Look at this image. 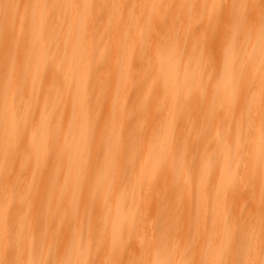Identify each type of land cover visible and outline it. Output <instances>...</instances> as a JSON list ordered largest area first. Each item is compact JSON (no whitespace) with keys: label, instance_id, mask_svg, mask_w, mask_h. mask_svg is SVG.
Instances as JSON below:
<instances>
[{"label":"bare ground","instance_id":"6f19581e","mask_svg":"<svg viewBox=\"0 0 264 264\" xmlns=\"http://www.w3.org/2000/svg\"><path fill=\"white\" fill-rule=\"evenodd\" d=\"M100 1L89 6L87 2L80 13V50L62 65L77 73L64 77L58 63L47 64L43 80H54L57 87L40 97L35 111L28 104L2 102L11 125L2 137L11 147L6 155L0 153V160H7L0 172V264H8L14 248L21 251L18 264L40 263L41 254L26 256L33 248L51 251L43 264H61L67 247L78 251L68 264L89 258L93 264H264V0H158L150 8L148 0H114L107 11H100ZM69 2V7L56 0L39 5L32 12L36 27L49 15L75 11L79 0ZM25 4L0 3V27H12L19 11L31 12H25ZM96 17L100 38L93 27ZM177 31L189 35L180 38L173 33ZM184 41L188 48H199L181 52ZM176 46L172 61L167 54ZM36 48L31 45L30 52ZM141 48L144 55L138 54ZM94 49L103 51L105 58L92 65L88 58ZM7 55L6 49L2 56ZM25 58L33 63L30 53ZM138 63H143L142 69L134 71ZM191 64L195 85L177 97L176 89L190 77L185 71L176 73L177 65ZM23 77L31 79L33 73ZM134 80L145 85H133ZM17 89L11 85L6 97ZM134 94L148 95L149 104L143 107V98L129 101ZM211 97L215 101L209 108ZM179 100L185 109L177 124ZM51 101L54 111L47 119L60 131L57 139L34 129L28 120ZM88 104L93 105L91 111ZM141 107L142 114L135 118L133 112ZM109 112L112 116L102 125H91ZM156 113L159 119L153 124ZM143 124L149 128L141 133ZM201 130L206 133L196 145ZM151 137L157 141L154 149L147 147ZM38 142L48 145L39 149L42 156L35 162ZM101 144L110 147L101 154L106 165L91 177L94 152ZM173 147L177 149L171 152ZM89 151L92 157L86 159ZM195 157L201 169L190 167ZM43 158L53 161L52 168H43ZM19 159H30L31 165L15 179L11 164ZM125 161L130 162L124 183L129 195L121 197L117 192ZM147 161L150 170L145 173ZM138 174L142 180L135 189ZM58 175L62 179L57 187L53 180ZM16 181L33 185L25 210L12 207L16 196L11 186ZM100 184L104 191L89 197V187ZM126 203L125 212L116 215L115 208ZM87 210L90 232L79 248ZM157 215L161 223L156 233ZM15 216L26 224L11 225ZM37 222L45 225L44 242H32ZM162 233H167L164 246L158 245ZM94 241L98 247L92 250Z\"/></svg>","mask_w":264,"mask_h":264},{"label":"rangeland","instance_id":"374dc122","mask_svg":"<svg viewBox=\"0 0 264 264\" xmlns=\"http://www.w3.org/2000/svg\"><path fill=\"white\" fill-rule=\"evenodd\" d=\"M22 1H26L27 3L25 4V6H27V8H25V12L30 11V10L32 11L29 13H20L19 11L14 16L15 21L13 22L12 27L10 28L0 27V153L3 155H6V152L10 149L11 145H10L9 140L2 137V134H4V132L8 130L11 127V125L9 123H6V117L8 113L5 107L6 105L3 106L2 102L10 103L13 106H20V105L28 104V107H30V109L35 111L38 108H40V105H39L40 97L44 95V93H47L48 91H49L48 93L55 91L57 87V84L56 82H54V80H49V81L43 80L44 75L47 70L46 69L47 64H52L54 62L58 63L60 65L61 72L64 77H67V75L72 72L77 73L76 69L66 68V67L64 68L62 65L65 62H67L69 58H73L77 50H80L81 44L80 42L76 41V36L79 37L82 32V29H81L82 27L80 26V21H79L80 13L86 10V7H88L90 3L91 4L93 3V0H79V2L75 4V8H76L75 11L69 10L66 13H63L57 16L49 15L44 19L43 25H41V27H36L35 13H32V12H35L33 10H35L39 5L46 4L49 0H17L18 3H21ZM56 1L64 2L67 5V7L70 6L69 0H56ZM157 1L158 0H148L149 2L148 8L152 7ZM87 2H88V6H86ZM126 2L128 4L129 0H127ZM0 3L4 4L6 3V0H1ZM113 3H114V0L100 1V7H102L100 11L109 10L112 7ZM99 20H100V17H96L94 19L93 27L95 28L94 31L97 37L100 38L101 32L98 27ZM76 22H78L79 24L72 31L70 27L72 23H76ZM65 29L67 31H65ZM69 29H70V32L68 31ZM165 29H166V26L161 25V30L165 31ZM173 33L174 35L180 38H187L189 35L187 31L186 32L177 31ZM73 37L75 39L71 40V38ZM8 42L13 43V46L10 49L7 46ZM31 45H34L35 48L37 45V48L35 49L36 51L34 53L30 52ZM197 48H199V46H196V45H191L188 48L187 42L184 41L179 46V51L187 52L189 50H194ZM6 49L8 50V55L7 57H3L2 52ZM177 49H178V46L172 49V52L167 54V58L173 61L175 54L177 52ZM143 50L141 48L138 54L144 55ZM26 53H30L31 58H33V63L27 62L25 58ZM104 58L105 56H104L103 51L99 49H94L91 52L90 57L88 59L93 65L95 61H103ZM171 60L168 62V64L171 63ZM34 61H35V65H34ZM36 62H37V65H36ZM142 65L143 63H138L134 65V71L136 70V67L139 68V70H141ZM182 71H185L187 74L190 75V77L181 83L180 85L181 87L179 89L178 88L176 89L177 97L183 91L189 88H192L195 85V80L193 76L196 70L194 68V64H191L189 66L177 65L176 73H180ZM31 72L33 73V78L26 79L23 77L26 74L31 73ZM133 83H135L133 85H137V86L145 85V82L143 81L136 83V80H134ZM11 85L17 86L18 89L9 98V97H6L5 92ZM128 99L129 101L133 100V102L142 100L143 107L149 104L148 95L134 94V95H130ZM128 99H125L126 104H128ZM210 100L211 101L209 102V105H208L209 108L213 106L215 97H211ZM142 101H141V106H142ZM54 106H55L54 101L45 103L43 106H41L42 113L39 115L33 114L28 120L31 122V126L35 127V128L33 127L34 129L44 132L45 136H51L57 139L58 136L60 135V131L57 128L50 126L48 123V119H47V116L54 111ZM92 108H93V105L88 104L89 111H91ZM205 108H206V105H205ZM175 109L177 111L176 121L178 124L179 120L183 121L182 117L184 115V109H185V107L182 106L180 100L178 101L177 108ZM10 112L12 113V111ZM109 113L111 114L113 112H109ZM110 114L106 118L102 116L97 118L95 121L91 123V125L92 126L94 125L95 127H99L100 125L103 124V122L106 119L112 116V114L111 115ZM139 114H142V107L140 110L137 109L133 112V115L135 118ZM158 114L159 113H156L154 115L153 124H155L158 121L159 119ZM148 128H149L148 124H143L140 129L141 133L147 131ZM21 129H22V132L23 131L25 132L26 130L24 126H22ZM205 133L206 132L204 130H201V132L196 136V143H195L196 145L199 144V142L201 141ZM147 144H148L147 147L149 149H154L157 147V141L153 139L152 137L147 139ZM44 145L47 146L48 143H44V142L35 143L36 150L33 154V160L35 162L40 161L41 156H42L41 154L42 151L39 149H41ZM100 146L101 147L98 150L99 152L97 153L94 152V155L97 157V160H95V164L92 167L91 177H95L96 175H98L101 168L105 167L106 165L105 162L101 160V154L103 151H107L110 147L103 145V144H101ZM176 149L175 147H173V150L171 152H174ZM91 152L90 151L88 152L86 159H90L92 157ZM5 159L0 160V172H2V170H4V168L7 166V160ZM52 163L53 161H51L49 158L42 159L43 168L46 170L52 168ZM30 165H31L30 159L28 161L22 160V159L14 161L11 164V171H12L11 173H12L13 178L20 179L21 177H23L25 173L27 172V170L30 168ZM190 167L201 169L202 166H201L200 159L195 157L192 160ZM129 170H130V162L125 161L123 164L122 179L120 181V185H119L118 192H117L118 196L127 197L129 195L128 191L125 190V186H124L125 178ZM149 170H150V163L149 161H147L144 171L145 173H148ZM139 174H138V177L133 180V185L135 189H137V187L139 186L142 180V178L139 177ZM61 179H62L61 175H58L55 178V180H53L54 182L57 181V187L61 185ZM191 184L192 186H194L195 182H191ZM45 187L48 188V182H46ZM32 189H33V185L29 184L26 186L18 181H16L11 186V191L16 196V199L14 200V202H12V207L14 210L16 209L25 210L28 207L27 197H28L29 191H31ZM51 189L52 188H50V190ZM90 190L92 191L90 192L89 197H92L94 194H99L100 192H103L104 186L102 184H100L99 186L92 185L89 187V191ZM49 197L50 196L47 191L45 194L44 202L47 203L49 201ZM127 206H128L127 203L118 205L115 208V214L119 215L121 213H124L125 210L127 209ZM90 214L91 212L89 210L85 212V221L79 229L80 235L83 238L79 244V248H82L85 245L84 238L90 232V226L88 225V222H87V219L90 216ZM157 216L158 217L156 218V220L158 221H156L154 224L156 233L160 230V223H161L160 215H157ZM24 224H26V219H23L19 216L12 217L11 225H13L14 227H22L24 226ZM101 228H100V225L97 226V229H101ZM44 229H45V225L40 224V222H37L36 225L33 226L32 242H34V240L40 241V238L42 242L45 241L43 239V236L41 237L43 233L41 231H43ZM161 236H162V240L161 242L159 241L158 245L164 246V244L166 243L165 239L167 237V233H162ZM114 240H115V235L113 233L111 235L110 244H113ZM97 245L98 244L95 241L92 242L91 249L92 250L97 249L98 247ZM73 248L74 247H67L65 253L63 254L61 258V264H68L71 261L73 263L74 258H76V252H78V251H75L74 253ZM40 254L42 258L40 259L39 264H43L42 263L43 259H47V257H49L48 255L51 254V251L40 252L38 248H33L27 253L26 256L28 259H30L31 257H37ZM187 255H188V252L184 253L183 258L187 257ZM20 256H21V251L19 248L12 249V254L8 258V261H7L8 264H18V259L20 258ZM83 264H93V261L91 258H89V259L84 260ZM178 264H180V261L178 262Z\"/></svg>","mask_w":264,"mask_h":264}]
</instances>
